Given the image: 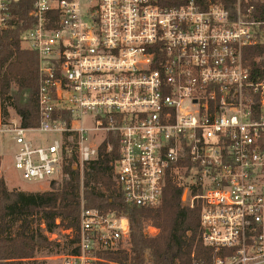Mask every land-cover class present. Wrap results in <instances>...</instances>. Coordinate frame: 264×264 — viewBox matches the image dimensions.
I'll use <instances>...</instances> for the list:
<instances>
[{
  "label": "built area",
  "instance_id": "obj_1",
  "mask_svg": "<svg viewBox=\"0 0 264 264\" xmlns=\"http://www.w3.org/2000/svg\"><path fill=\"white\" fill-rule=\"evenodd\" d=\"M19 24L39 58V122H0V134L23 182L56 181L71 155L82 170L114 135L113 180L128 205L158 207L173 177L199 214L208 264H264V77L244 61L264 42V17L193 1L0 0V31ZM129 232L125 217L82 204L61 264H120Z\"/></svg>",
  "mask_w": 264,
  "mask_h": 264
},
{
  "label": "trees",
  "instance_id": "obj_2",
  "mask_svg": "<svg viewBox=\"0 0 264 264\" xmlns=\"http://www.w3.org/2000/svg\"><path fill=\"white\" fill-rule=\"evenodd\" d=\"M189 1L202 10L218 3L232 15L239 10L251 20L264 17L261 0H175V3L183 5ZM18 13L22 20L24 11ZM24 28L19 24L0 31V108L3 117L11 109L22 127L33 128L39 122L38 55L21 49L20 33ZM244 61L252 77H264V42L246 48ZM118 157V138L109 135L100 145L97 157L84 164L82 172L72 165L77 161L71 155L69 164L62 167L66 177L59 183L51 182L46 192L25 194L9 190L0 178V264H43L37 256L41 251L60 248L45 233L58 228L77 232L81 203L86 209L113 211L128 220L129 246L114 259L120 264L210 263L211 250L202 243L199 214L181 200L185 185L170 177L158 207L130 206L113 180ZM181 164L188 165L186 161ZM147 226L157 228L158 234L150 237L145 233ZM76 241L74 237L64 249L71 252Z\"/></svg>",
  "mask_w": 264,
  "mask_h": 264
},
{
  "label": "rangeland",
  "instance_id": "obj_3",
  "mask_svg": "<svg viewBox=\"0 0 264 264\" xmlns=\"http://www.w3.org/2000/svg\"><path fill=\"white\" fill-rule=\"evenodd\" d=\"M20 47L21 49H24L22 48V45H20ZM38 66H39V58H38ZM17 118L18 117H16V115L13 113L11 109H7V115L3 117L1 113V108H0V122L2 124H6L7 122H10ZM31 137L36 143H40L41 140H44V141L52 140V137H49V136L47 137L44 135H41V136L31 135ZM13 150H14V146L10 142V139L5 135L0 134V178L5 182L7 189L18 190L25 194L42 193V192L48 191L50 189L51 183L28 184V183L23 182L20 179L19 175L12 168ZM79 170L80 172H82L80 168ZM65 177L66 176L63 175L62 177L58 178L54 182L59 183ZM185 198H186V194L184 192L181 200L185 202ZM82 204L83 203H81V205ZM41 228L43 229L44 227L42 226ZM15 230H16V227H14V231ZM145 230H146V227H145ZM158 232L159 231H157V234ZM53 233H55V236L57 235L56 237L60 241V248L54 249L53 252L41 251L37 256H38V259L43 261V264H61L63 256L69 253L68 252L69 250L68 251L65 250L64 247L69 245L70 240H71V234H68V231L63 230L62 228H58ZM149 236L153 237L151 235Z\"/></svg>",
  "mask_w": 264,
  "mask_h": 264
}]
</instances>
